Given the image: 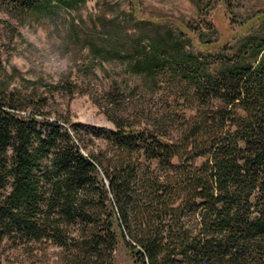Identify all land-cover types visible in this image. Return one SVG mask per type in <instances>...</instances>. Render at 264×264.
Returning a JSON list of instances; mask_svg holds the SVG:
<instances>
[{
    "label": "trees",
    "instance_id": "16d2710c",
    "mask_svg": "<svg viewBox=\"0 0 264 264\" xmlns=\"http://www.w3.org/2000/svg\"><path fill=\"white\" fill-rule=\"evenodd\" d=\"M86 2L0 0V12L54 18ZM103 27L92 48L130 56ZM185 46L156 31L130 63L185 86L194 113L116 121L103 146L45 98L0 90V264H115L120 248L134 264H264V34L213 61Z\"/></svg>",
    "mask_w": 264,
    "mask_h": 264
},
{
    "label": "rangeland",
    "instance_id": "374dc122",
    "mask_svg": "<svg viewBox=\"0 0 264 264\" xmlns=\"http://www.w3.org/2000/svg\"><path fill=\"white\" fill-rule=\"evenodd\" d=\"M103 25L117 31L118 49L130 56L107 58L92 48L106 42ZM167 30L183 38L187 51L213 61L236 52L248 36L264 34V0H87L54 18L18 19L1 11L0 90L45 98L51 118L65 116L96 129L103 146L102 137L117 129L116 121L140 129L183 112L185 86L170 75L157 80L136 75L130 63L139 42ZM115 259L134 264L123 248Z\"/></svg>",
    "mask_w": 264,
    "mask_h": 264
}]
</instances>
